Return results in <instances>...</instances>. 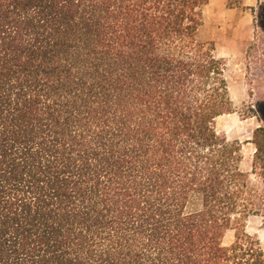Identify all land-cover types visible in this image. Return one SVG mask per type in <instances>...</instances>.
<instances>
[{"label": "trees", "instance_id": "16d2710c", "mask_svg": "<svg viewBox=\"0 0 264 264\" xmlns=\"http://www.w3.org/2000/svg\"><path fill=\"white\" fill-rule=\"evenodd\" d=\"M209 1L0 0V264H264Z\"/></svg>", "mask_w": 264, "mask_h": 264}, {"label": "rangeland", "instance_id": "374dc122", "mask_svg": "<svg viewBox=\"0 0 264 264\" xmlns=\"http://www.w3.org/2000/svg\"><path fill=\"white\" fill-rule=\"evenodd\" d=\"M228 1L210 0L204 7L201 36L215 41L218 55L227 62L234 110L220 116L217 127L241 144L242 168L251 173L255 200L262 203L245 229L264 248V0ZM234 235L235 230L228 229L223 243H232Z\"/></svg>", "mask_w": 264, "mask_h": 264}]
</instances>
